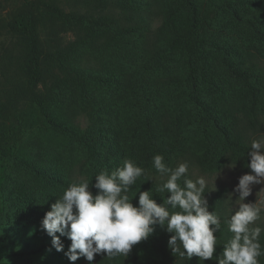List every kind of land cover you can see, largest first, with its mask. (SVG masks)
Segmentation results:
<instances>
[{
	"label": "trees",
	"instance_id": "obj_1",
	"mask_svg": "<svg viewBox=\"0 0 264 264\" xmlns=\"http://www.w3.org/2000/svg\"><path fill=\"white\" fill-rule=\"evenodd\" d=\"M68 1L70 8L57 0H25L4 24L17 56L0 64V117L13 123L0 120L1 157L57 183L59 196L82 180L95 195L94 177L131 159L146 170L127 193L134 206L139 191L149 190L157 203L168 195L157 191L167 179L152 165L157 154L171 168L189 158L205 171L228 161L250 170L244 126L264 115V0ZM53 71L58 77L47 85ZM18 135V144L9 142ZM44 135L67 144L66 170L44 153ZM58 195H14L16 220L40 223ZM208 206L218 215L215 200ZM220 225L214 256L228 241ZM169 235L158 226L152 233L161 264H202L172 254ZM60 239L68 247L70 240ZM94 261L135 264L103 254Z\"/></svg>",
	"mask_w": 264,
	"mask_h": 264
},
{
	"label": "clouds",
	"instance_id": "obj_2",
	"mask_svg": "<svg viewBox=\"0 0 264 264\" xmlns=\"http://www.w3.org/2000/svg\"><path fill=\"white\" fill-rule=\"evenodd\" d=\"M247 155L251 174L241 175L233 189L240 203L227 221L232 237L224 244L222 254L214 256V233L221 225L219 216L208 210L206 179L188 178L187 162L171 168L159 154L153 156L152 165L167 177L157 187V191L168 194L163 203H157L147 190L139 191L137 205H133L127 193L146 170L126 159L122 167L111 173L101 171L94 177L91 187L97 190L95 195L87 180L71 184L50 204L39 228L51 238V248L63 251L71 264L80 258L92 264L100 254L109 259L128 256L156 226L170 234L167 247L181 259L195 256L202 264L205 260H214L215 264H259L258 258L264 255V246L259 242L264 229L250 225L259 219L261 208L256 202L244 200L251 194L252 185L264 184V137L251 141ZM181 180L182 185L178 183ZM60 237L70 240L66 251Z\"/></svg>",
	"mask_w": 264,
	"mask_h": 264
},
{
	"label": "rangeland",
	"instance_id": "obj_3",
	"mask_svg": "<svg viewBox=\"0 0 264 264\" xmlns=\"http://www.w3.org/2000/svg\"><path fill=\"white\" fill-rule=\"evenodd\" d=\"M24 1L0 0L1 65L7 60L14 62L17 56L15 39L6 31L4 24ZM57 1L64 6L67 5L69 8L72 7L68 0ZM217 13V10L213 9L211 13L212 23L216 21ZM157 24L156 18L153 25L156 26ZM251 52L252 54H257L258 50L253 47L251 48ZM261 65L264 70V60L262 58ZM56 77H58V73L57 71H53L51 75L45 78V83L49 85ZM0 120H5L8 124L13 125L10 117L6 119V117L2 116ZM79 124L81 126L86 124L85 117H79ZM244 136L250 145L253 139L264 137V115L259 118L256 125L244 126ZM20 140L19 135L12 136L9 142L18 144ZM42 140L45 141L46 146L44 153L51 159V162L53 164H62L64 170H66L68 165V146L65 141L56 139L55 137H48L47 135H44ZM183 162H187L188 164L187 175L191 179L195 180L199 176H203L206 179L207 187L204 197L208 202L215 200L217 203L220 224H223L226 229L227 239H231L232 233L228 230L227 221L237 210L240 203L238 193H234L233 189L238 183V178L246 173L251 174V170H243L237 164L228 161L216 171H205L189 158L179 160L177 165ZM77 178L82 180L84 176L79 175ZM251 188V194L245 198L244 202H256L261 208V212L259 219L250 225V227L258 226L264 229V184H255ZM25 190H30L34 193L41 191L53 195L61 194L57 183L42 181L27 170L15 168L10 160L0 156V215L2 217L0 219H8V222L3 220L0 227V240H3L2 242L4 243L0 242V264H71L64 256L63 251L57 252L51 248V238L40 230L39 222L20 223L16 220L20 210L12 206L11 200L14 195L21 194ZM90 191L93 193L91 189ZM60 196H57L58 199ZM7 199L10 206L4 211L5 203H8ZM31 201L33 204L36 203L35 198H32ZM259 242L264 246V231L261 232ZM63 244L66 251L67 246L65 243ZM4 253L5 255H3ZM126 257L131 260L134 259L135 264H161L162 260L161 254L153 241L152 234L146 240L137 244V253H129ZM258 259L259 264H264L263 257L260 256ZM94 263L95 261L93 260L92 264ZM74 264H88V262L84 258H80Z\"/></svg>",
	"mask_w": 264,
	"mask_h": 264
},
{
	"label": "crops",
	"instance_id": "obj_4",
	"mask_svg": "<svg viewBox=\"0 0 264 264\" xmlns=\"http://www.w3.org/2000/svg\"><path fill=\"white\" fill-rule=\"evenodd\" d=\"M3 240H0V242H2ZM3 243V242H2ZM4 244V243H3ZM3 255H5V253L3 254Z\"/></svg>",
	"mask_w": 264,
	"mask_h": 264
}]
</instances>
